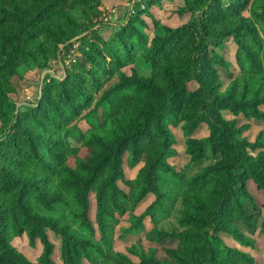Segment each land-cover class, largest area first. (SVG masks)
<instances>
[{
  "label": "rangeland",
  "instance_id": "374dc122",
  "mask_svg": "<svg viewBox=\"0 0 264 264\" xmlns=\"http://www.w3.org/2000/svg\"><path fill=\"white\" fill-rule=\"evenodd\" d=\"M2 1L15 17L11 19L0 13V44L6 48L0 54H11L18 58L20 65L11 78L12 114H0L1 236L10 237L11 245L29 262L40 263L43 252L41 240L38 238L30 243L27 232L12 237L17 232L16 226L26 227L34 216L42 213L59 216L61 222L68 221L66 214L72 205V190L57 184L59 162L74 168L76 157L87 158L90 155L89 144L95 138L103 137L111 144L119 141L122 135L115 125L118 120L126 121L125 115L132 113L130 101L147 108L153 115L150 138L143 135L140 139L142 152L166 148L165 160L172 167V172H158L156 184L162 192L158 202L150 189L143 199L135 203L141 185L136 180L147 156L140 154L138 162L133 165L129 152L124 153V177L117 184L128 198L111 221L110 247L103 246L105 254L98 255L95 264H119L117 253L127 255L136 263L141 262L143 252L150 258L171 260L170 249L181 251L191 264H199L198 254L185 247L189 243L181 236L185 230L182 222L186 210L183 196L221 160L211 146L207 147L205 159H193L188 152L190 139H208L212 135L211 119L204 114V111L208 114L212 110V103L187 111L190 122L200 120L197 128L187 134L184 128L186 121L183 120L186 116L182 107L184 100L178 105L170 102L173 93L164 83L163 67L159 64L166 60L179 64L180 60L191 55V60L182 62V66L187 70L200 63L198 67H205L209 73L217 70L221 82L217 90L225 93L242 75L238 44L234 36L205 40L202 26L215 30L227 21L245 18L252 19L261 32L263 23L253 16L256 0H139L146 10L140 16L129 18L126 17L125 4L133 0ZM49 11L54 12V18L62 29L57 35L60 41L45 39V56L40 57L36 53L37 62L29 61L21 51L26 48L23 34L26 30H33L42 37L40 34L46 30L38 19ZM195 40L204 44L202 53L189 50V42ZM181 42L187 49L181 48ZM217 56L223 57L229 66L222 67ZM155 60L158 66L153 63ZM192 78L185 84L188 92L198 91L205 76L196 72ZM144 102L150 103V108ZM261 109L264 111V105ZM216 118L235 121L237 128L242 130L241 138L264 147L263 121L229 109L218 110ZM159 127L165 132L164 136L160 135ZM32 140L49 141L47 149L40 147L47 162L44 167L36 163L33 151L27 148V143ZM56 151L64 159L56 161ZM249 152L258 156L264 148ZM104 177L105 172L97 180ZM97 182L88 195V217L94 226L90 237L100 241L96 218ZM25 183L30 185V192ZM226 185H232L230 175L226 178ZM247 186L257 202L256 209L249 206L254 214L253 230L231 217L233 213L228 210L224 218L238 225L254 243L243 246L228 233L209 232L207 238L212 241L217 262L264 264V188L254 179L247 180ZM26 209L30 210L28 216ZM161 232L169 233L170 237L159 240ZM47 234L53 244L52 260L56 264H65L61 256L62 238L50 230ZM227 247L239 248L250 257L233 261L227 254ZM200 250L209 257L205 246ZM83 263L90 264L87 261Z\"/></svg>",
  "mask_w": 264,
  "mask_h": 264
},
{
  "label": "trees",
  "instance_id": "16d2710c",
  "mask_svg": "<svg viewBox=\"0 0 264 264\" xmlns=\"http://www.w3.org/2000/svg\"><path fill=\"white\" fill-rule=\"evenodd\" d=\"M60 12L68 16L64 11L60 10ZM0 13L11 19L15 17L14 14L7 11L2 0H0ZM142 13L144 12L136 16H140ZM253 16L263 23L261 32L252 19L246 20L245 18L227 21L224 26L215 30L209 26H202L205 40L213 37L234 36L238 44V63L242 75L236 78L225 93H220L217 90L218 84L221 83L217 70L209 73L205 67H198L200 63L198 66L191 65V68L187 70L182 66V62L187 63L191 60V55L184 57L179 64H173L168 60L159 64L163 67L164 83L173 93V97L169 99L170 102L178 105L184 100L182 107L186 111V116L183 120L186 121L184 128L187 129V134L190 135L200 123V120L190 122L187 111L200 108L205 103H212V110L208 114L207 111H204V114L211 119L212 135L208 139H190L188 152L193 156V159H205L207 147L211 146L214 154L221 156V160L209 168L199 182L193 184L183 196L186 210L182 218L185 230L181 236L185 242L189 243L185 247L191 248L198 254L199 264H208L209 262L231 264L226 261L217 262L214 259L216 251L212 246L211 239L207 238L210 236L209 232L228 233L243 246H251L254 243L250 236L240 230L238 225L230 222L229 218L226 220L224 215L228 210L233 213L231 217L242 222L246 228L253 230L254 214L250 211L249 206L256 209L257 202L248 190L247 180L254 179L260 187L264 188V152L254 156L249 151L256 152L264 147L260 146L258 142L252 143L246 138H241L242 130L237 128L235 121L217 120L216 118L218 110L229 109L236 114L243 113L264 122V111L261 109L264 105V38L262 37V34L264 36V0L254 2ZM38 20L43 23L46 32L40 34L42 37H39L33 30H26L23 34L26 48L21 50L22 55L33 62H37L36 53L40 57L45 56L44 40L51 39L58 42L60 41L57 36L58 32L62 31L52 11L47 12L46 15L43 14ZM34 21L37 19L34 18ZM203 46L204 44L197 40L189 42V50L192 49L198 53H202ZM181 48L187 49L182 42ZM4 50L6 51V48L0 44V51ZM217 58L222 67L229 66L223 57L217 56ZM0 61V114L5 112L10 116L13 108L10 98L13 92L11 78L20 64L18 58L11 54H0ZM153 63L158 66L156 60ZM196 72L205 76V79L200 83L201 88L198 91L188 92L185 84L194 79L192 75ZM144 104L150 108V103L144 102ZM129 106L132 113L125 115L126 121L118 120L115 125L116 130H119L122 135L119 141L111 144L103 137L95 138L93 143L89 144L90 155L87 158L76 157L74 168L64 166L62 161L59 162L60 169L56 175L57 184L61 188L72 190V205L66 214L68 221L61 222L59 216L42 213L39 216H34L26 227L21 224L16 226L17 232L12 237L27 232L30 243L33 244L38 238L41 240L43 252L39 264H56L51 258L53 244L48 238V230L62 238L61 256L65 264H84L83 261L95 264L96 257L105 254L103 246L110 247L108 236L109 230L113 226L111 221L115 219V212L122 209L123 203L128 198L117 184L124 177L122 157L126 151L129 152V159L133 165L138 162L140 154L143 153L147 156L146 164L140 170L136 180L141 185L134 202L137 203L143 199L150 189L157 197L156 202L162 197V192L156 182L159 179L158 172L168 174L172 172V167L165 160L167 150L158 148L152 152H142L140 139L143 135L150 138L152 134L150 122L153 115L148 113L147 108L130 101ZM158 129L160 135L164 136L165 132L161 127ZM47 143H49L48 140H32L27 143V148L29 147L33 151L37 159L36 163L41 167H44L47 162L41 154L40 147L47 149V145H49ZM54 158L56 161L64 159L57 151ZM103 172H105V177L98 181L97 179ZM225 173L227 174L224 175ZM228 175L232 180L230 186L226 185ZM96 182V218L101 235L100 241L90 237L94 233V226L88 217V195ZM24 186L29 189L28 192L31 191L28 183H25ZM26 198L29 199L28 195ZM25 212L28 216L30 210L26 209ZM73 225H76V228ZM169 237L170 234L167 232L159 234V240ZM202 246L207 248L209 257L201 252ZM226 251L234 259L233 261L245 260L250 257L239 248L227 247ZM143 253L140 256V263L133 262L125 254L117 253L116 256L119 264H191L189 258L176 249H170L168 253L171 260L164 261L155 257H147L145 252ZM0 264L33 263L24 258L11 245L10 237L4 238L0 234Z\"/></svg>",
  "mask_w": 264,
  "mask_h": 264
},
{
  "label": "built area",
  "instance_id": "2783aa9c",
  "mask_svg": "<svg viewBox=\"0 0 264 264\" xmlns=\"http://www.w3.org/2000/svg\"><path fill=\"white\" fill-rule=\"evenodd\" d=\"M146 10V6L139 0L128 1L125 4L126 17H134ZM115 10H113L114 12ZM124 17V15H122Z\"/></svg>",
  "mask_w": 264,
  "mask_h": 264
}]
</instances>
